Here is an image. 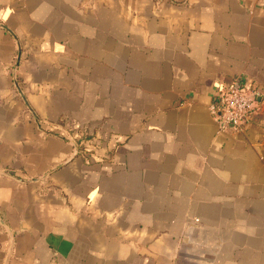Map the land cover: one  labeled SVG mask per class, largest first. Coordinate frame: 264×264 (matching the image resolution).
<instances>
[{
  "label": "crops",
  "instance_id": "obj_1",
  "mask_svg": "<svg viewBox=\"0 0 264 264\" xmlns=\"http://www.w3.org/2000/svg\"><path fill=\"white\" fill-rule=\"evenodd\" d=\"M236 78L264 94V0H0V264H264V99L208 108Z\"/></svg>",
  "mask_w": 264,
  "mask_h": 264
},
{
  "label": "built area",
  "instance_id": "obj_2",
  "mask_svg": "<svg viewBox=\"0 0 264 264\" xmlns=\"http://www.w3.org/2000/svg\"><path fill=\"white\" fill-rule=\"evenodd\" d=\"M209 112L214 118L217 131H242L260 109L264 94L257 84L248 85L241 78L220 82L213 92ZM79 151L90 159L100 145V137L85 129H76Z\"/></svg>",
  "mask_w": 264,
  "mask_h": 264
},
{
  "label": "water",
  "instance_id": "obj_3",
  "mask_svg": "<svg viewBox=\"0 0 264 264\" xmlns=\"http://www.w3.org/2000/svg\"><path fill=\"white\" fill-rule=\"evenodd\" d=\"M75 144H76V146H77V143H75ZM77 149H78V147H77ZM77 149H76V150H77Z\"/></svg>",
  "mask_w": 264,
  "mask_h": 264
}]
</instances>
